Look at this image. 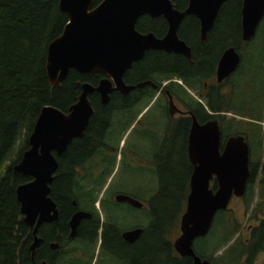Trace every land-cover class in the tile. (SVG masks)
<instances>
[{
  "label": "flooded vegetation",
  "instance_id": "1",
  "mask_svg": "<svg viewBox=\"0 0 264 264\" xmlns=\"http://www.w3.org/2000/svg\"><path fill=\"white\" fill-rule=\"evenodd\" d=\"M169 2L172 9L178 12H184L190 5V0H169ZM242 3L243 0H225L211 28L204 32L200 19L194 15L182 17L178 24L176 23L174 32L173 21L177 20V17L145 14L137 18L134 30L141 36H151L152 40L141 58L132 62L123 74L124 85L134 87L133 90L126 93L113 90L109 93L106 104H102L100 94H91L89 101L93 114L83 136L75 139L74 142L77 152L74 172L79 178H89L86 173L95 178L101 175L107 176L105 185L96 192L99 200L106 199V202L114 203L116 207H125L127 210L139 213L145 210V203L140 198L163 196L167 190L161 183L169 179L180 182L179 185L172 183L176 189V196L186 193L187 198L190 192V180L195 170L188 151L193 118L199 125L211 120L217 121L221 133L220 153L226 140L235 136L224 131L222 120L219 119L221 115L219 110L220 103L229 92L226 84L233 81L241 67L242 53L250 49L256 41V34L248 41L243 40ZM158 41L164 42V46H156ZM177 43L189 49L190 58L176 52ZM231 49L239 56V64L231 74L219 82L217 80L219 62L225 52ZM92 75L100 76L95 81V85L89 82L83 84L97 86L101 79L107 78L112 88H115L109 77L100 74L84 76ZM115 136H120L117 146L115 143H110V139L114 141ZM245 141L248 143L246 138ZM52 154L58 164V159L63 154L59 156L55 152ZM106 162L115 164L114 170L108 174L104 169ZM121 169L124 173L119 180H116ZM147 175L152 179V185L148 187L145 186L148 184L145 182ZM215 181L216 177H213L210 182V188L213 190L216 189H214ZM90 192L95 195V190ZM118 196L137 200L143 207L135 209L125 202H117ZM243 197L240 199L243 200ZM73 208L74 211L66 219L65 225L63 223L52 227L59 220L61 210H58L56 222L43 224L38 228L36 237L41 243L35 250L33 261L29 252L30 264L32 262L38 264L37 258L40 259V264H88L90 257L95 254L106 257L108 264H130V246L138 245L144 232L142 228L134 226L123 229L118 223L119 218L114 217L112 210L101 205L99 201L95 202L94 208L92 206L84 209H78L77 206ZM78 212L86 213L90 218L81 221L72 236L70 222L72 216ZM184 212L185 209L182 215ZM221 212L226 214L227 210L215 215L211 232L212 228L214 229L215 218ZM182 215L177 226L179 234L172 242V248L175 240L180 236L179 225ZM220 218L221 216L219 220ZM254 229V227L248 228L249 237ZM137 230L142 231L137 239L124 238L126 233ZM29 234L31 247L34 237L30 230ZM234 234L237 235L236 240H238L239 228ZM206 237L196 239L192 249L202 262L207 261L211 264L208 257H200L194 250V243ZM248 241L249 239L243 244L244 247ZM239 243L241 244L237 242ZM236 245L229 250H233L231 256L229 255L230 264H251L264 251L263 249L250 259V255L244 249H239V246L236 248ZM215 255L223 259L226 254L223 251L220 253L221 256L216 252ZM179 258L189 259L193 264L190 258ZM212 260L215 261L213 258ZM167 264H177V259L174 258Z\"/></svg>",
  "mask_w": 264,
  "mask_h": 264
},
{
  "label": "water",
  "instance_id": "2",
  "mask_svg": "<svg viewBox=\"0 0 264 264\" xmlns=\"http://www.w3.org/2000/svg\"><path fill=\"white\" fill-rule=\"evenodd\" d=\"M224 1L190 0L187 10L178 12L172 9L169 0H102L96 6H93V0H59V9L67 22L62 33L47 47L46 74L50 86L60 88L69 72L75 71L83 76L100 74L109 77L115 88L107 78L101 79L97 86L84 83L76 102L66 112L45 106L39 113L28 138L29 148L13 169L30 178L29 182L16 188L15 195L21 222L34 237L29 249L32 261L41 243L36 237L38 228L58 220L57 205L50 197V185L58 168L52 153L63 154L75 139L83 136L93 114L89 101L91 94H100L102 104H106L113 90L126 93L134 88L124 85L123 74L132 62L141 58L152 40L151 36H141L134 30L137 18L145 14L177 17L173 21L174 32L182 17L194 15L200 19L204 32L211 28ZM241 14L243 40L248 41L255 36L264 17V0H243ZM156 44L164 46L162 41ZM175 50L190 58L189 49L183 44L177 43ZM239 61L232 49L225 52L218 65L217 80L220 82L231 74ZM220 135L216 120L199 125L193 118L188 151L195 170L185 212L180 219V236L173 244L175 253L181 258L192 259L193 264H209L195 255L193 242L207 236L215 215L227 210L233 198L244 196L250 176V149L245 138L242 135L228 138L220 153ZM213 177H216L215 190L210 188ZM116 200L135 209L143 207L129 197L118 196ZM89 218L82 212L73 215L71 235L81 221ZM141 233V230L129 232L124 238L135 240Z\"/></svg>",
  "mask_w": 264,
  "mask_h": 264
},
{
  "label": "trees",
  "instance_id": "3",
  "mask_svg": "<svg viewBox=\"0 0 264 264\" xmlns=\"http://www.w3.org/2000/svg\"><path fill=\"white\" fill-rule=\"evenodd\" d=\"M101 1L94 0L93 6ZM66 22V16L59 9V0H0V264H30L31 236L21 222L20 206L15 195L16 188L29 182L30 178L13 169L29 148L28 138L41 109L53 106L66 112L76 102L83 82L95 85L100 77L70 71L60 88L50 86L46 74L47 47L62 33ZM261 23H264V17ZM250 72L251 77H248ZM263 76L264 34L242 53L241 67L233 81L226 84L229 92L220 103L219 110L224 131L230 132L229 135L244 136L250 149V176L243 201L248 212L255 200L249 219L256 224L247 245H236V248L244 249L250 259L264 249V137L259 124L264 121ZM252 85H256L257 89L247 96L246 90ZM227 114L229 117H226ZM74 142L58 159V169L50 185V197L61 210L58 222L52 227L65 225L74 211V203L78 209L94 208L98 199L96 192L106 183V180L103 184L95 183V178L88 173L85 175L89 178H79L74 172L77 161ZM172 183L180 184L178 180H166L161 183L167 190L163 196L140 198L145 203V210L137 215L144 214L147 223L138 225L144 232L138 245L130 246V264H151L158 259L160 264H167L174 258L177 264H191V260L180 259L175 254L169 239L173 232L177 233V224L186 203V193L176 196ZM91 190H95V195ZM145 198L147 200H142ZM217 216L223 217L220 218L223 223H219L226 228L224 241L216 248L219 249L230 242L238 227L225 221L224 213ZM202 257H208L211 264H219L216 260L213 262L212 254ZM37 261L40 264L39 258Z\"/></svg>",
  "mask_w": 264,
  "mask_h": 264
},
{
  "label": "rangeland",
  "instance_id": "4",
  "mask_svg": "<svg viewBox=\"0 0 264 264\" xmlns=\"http://www.w3.org/2000/svg\"><path fill=\"white\" fill-rule=\"evenodd\" d=\"M263 25H264V23H261V25H259L260 28L258 27V30L256 33V41L259 38V36H262L264 34V30L262 31ZM239 75H240V73L238 74V76ZM248 77H251V72L249 73ZM256 78H257V76H256ZM262 83H263V90H264V76L262 78ZM256 89H257L256 85H254V86L252 85L249 88H247V90H246L247 96H249L252 92H255ZM237 95H241V94H237ZM226 117H229V114H227ZM259 124L262 127V135L264 137V121L259 122ZM222 126L225 129L223 122H222ZM226 133L228 134L230 132H226ZM119 137L120 136H118V137L115 136L114 141H113V139H110V143L111 144L115 143V145L117 146ZM262 155H264V148L262 149ZM114 165H115L114 163L110 162V164H109V162H106V165H104V169H106L107 174L110 173L112 170H114V168H115ZM122 173H124V172H122V169H121L116 180H119L121 178ZM144 175H146V174H144ZM105 177L102 178V175L99 177H96V178L94 177L95 179L93 181L95 183L100 182L101 184H103L106 180ZM151 181H152V179L147 175L145 177V182H147L148 184L145 186L148 187V186L152 185ZM99 199L100 198H98L97 201H99L101 203V205H103V206L105 205V207H109L112 210V212L114 213V217L119 218L118 223H120V226L123 229L132 228L134 226L144 225L145 223H147V220H146L144 214L137 215V213L132 212L130 210H127V209H125V207L119 208V207H116L114 205V203L106 202V199L105 200H99ZM142 200H147V199L145 198ZM254 203H255V200L253 202V205H254ZM253 205L251 203L250 210L248 212H246L245 203L242 199L233 198V200H231V202L229 203L227 212H226L224 217H225V221L233 222L234 225L238 226L239 234H240V236H239L240 238L238 240H236L237 235L234 234V235H232V239L230 240V242L227 245L223 246L222 248L216 249L224 241V238L226 235V228L224 226H219V224H220L219 222L222 223V221L219 220L220 216H217L215 219V222H214V229L212 228V232L210 231V233L206 237V240L196 241L194 243V250H196V252L198 254H200V255L202 254V256L204 254H212V258L214 260L218 261L219 264H230V261L226 259V255H224L223 259L217 258V257H215L216 256L215 252L220 255L221 252L225 251V254L228 252L229 253L228 255H230L233 253V250L230 252H229V250L231 248H233L237 244V242H241V243L246 244L245 242L249 239V233L247 230L249 227H254V225L256 224L255 221L249 219L250 218V211H251ZM97 206H99V205H97ZM217 220H219V221L217 222ZM177 226H178V224H177ZM178 234H179L178 232L177 233L173 232V234L169 236L171 243L178 236ZM233 242H235V243H233ZM229 246H231V247H229ZM228 247H229V249H228ZM89 262H91L90 264H108L106 257H104L102 255H100V257H99L96 254L94 256L92 255L90 257L88 264H89ZM151 264H160V261H159V259L157 261L153 260V263H151ZM164 264H166V263H164ZM216 264H218V263L216 262ZM251 264H264V251L261 254H259L257 259L255 258Z\"/></svg>",
  "mask_w": 264,
  "mask_h": 264
}]
</instances>
